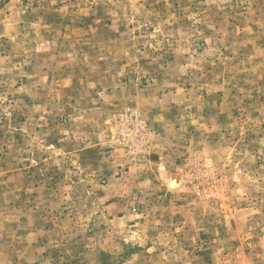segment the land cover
Instances as JSON below:
<instances>
[{
	"label": "rangeland",
	"instance_id": "obj_1",
	"mask_svg": "<svg viewBox=\"0 0 264 264\" xmlns=\"http://www.w3.org/2000/svg\"><path fill=\"white\" fill-rule=\"evenodd\" d=\"M0 264H264V0H0Z\"/></svg>",
	"mask_w": 264,
	"mask_h": 264
},
{
	"label": "crops",
	"instance_id": "obj_2",
	"mask_svg": "<svg viewBox=\"0 0 264 264\" xmlns=\"http://www.w3.org/2000/svg\"><path fill=\"white\" fill-rule=\"evenodd\" d=\"M151 117H152V119H153V116H150V115H149V118H151Z\"/></svg>",
	"mask_w": 264,
	"mask_h": 264
}]
</instances>
